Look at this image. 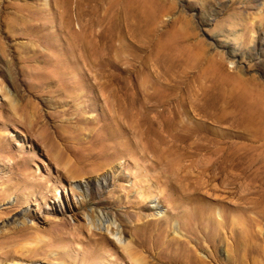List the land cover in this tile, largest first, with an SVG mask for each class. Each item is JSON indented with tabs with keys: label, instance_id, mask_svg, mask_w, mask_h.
I'll use <instances>...</instances> for the list:
<instances>
[{
	"label": "rangeland",
	"instance_id": "1",
	"mask_svg": "<svg viewBox=\"0 0 264 264\" xmlns=\"http://www.w3.org/2000/svg\"><path fill=\"white\" fill-rule=\"evenodd\" d=\"M263 17L264 0H0V264H264ZM160 218L161 244L143 225Z\"/></svg>",
	"mask_w": 264,
	"mask_h": 264
},
{
	"label": "bare ground",
	"instance_id": "2",
	"mask_svg": "<svg viewBox=\"0 0 264 264\" xmlns=\"http://www.w3.org/2000/svg\"><path fill=\"white\" fill-rule=\"evenodd\" d=\"M263 19H264V17H263ZM262 20V19H261ZM80 34H82V31L80 32ZM77 48H78V50L81 52V53H83L84 51H85V41H83V40H80V41H78L77 42ZM155 208L156 209H158V206L156 205L155 206ZM11 210V209H10ZM10 210H7L8 212L10 211ZM159 210V209H158ZM194 215V214H193ZM196 215V214H195ZM210 216H211V214H210ZM199 217V216H198ZM215 217V216H214ZM205 218V217H204ZM104 219H106V218H104ZM196 219V218H195ZM206 219V218H205ZM208 219V223H209V225H211L212 224V222H211V224H210V218H207ZM212 219V218H211ZM197 220V219H196ZM201 220V219H200ZM160 221H161V218L160 219H158L157 220V223H151L150 221L149 222H144V228H147L150 232H151V236H152V238H155L156 240H158V242L161 244V238L164 236V231L163 230H159L158 229V227H160L159 225H160ZM221 221V220H220ZM223 221V220H222ZM165 222L167 223V224H169V221H167L166 219H165ZM197 223V222H196ZM206 224V223H205ZM64 226H67V222H61L60 224H59V226L58 227H54V229H56L57 231L55 232L56 233V235H61V234H63L64 233ZM190 226H192V225H190ZM197 226V225H196ZM218 226H220V223H218ZM161 228V227H160ZM216 228H218L217 226H216ZM36 229L37 228H35V227H32V226H23V227H20V228H16V229H14L11 233H9L7 236H5V242L3 243L5 246H7V245H9V244H12V243H14V242H16L17 240H20V239H22V238H26L27 236H29V234H31L32 232H36ZM52 230H53V228H52ZM78 230V229H77ZM80 230H82V229H80ZM180 230H181V227H180ZM191 230H193L192 228L191 229H189V230H185V231H187V232H190L191 233ZM157 231V232H156ZM77 232V231H76ZM156 232V233H155ZM77 234V233H76ZM59 237H61V236H59ZM59 237H57L58 239H59ZM207 237L209 238V239H213L214 237H213V235H210V236H208L207 235ZM194 238V237H193ZM81 239L79 238V236L78 237H76V239H74V241H80ZM100 240H101V238H100ZM173 240H178L179 242H182L180 239H178V238H175V239H173ZM189 241H190V239H189ZM142 242V241H141ZM55 243H57V241H51V243L49 242V244H50V246H54L55 245ZM143 243V242H142ZM185 243H187V242H185ZM2 244V245H3ZM170 246H172V243H170L169 244ZM61 246V245H60ZM7 247H9V246H7ZM123 248H124V250L126 251V252H128L129 253V255L130 256H132L133 254L130 252V243H126L124 246H123ZM27 249V248H26ZM35 250V249H34ZM2 251L5 253V257L6 258H12V259H17L18 258V256L15 254L16 252H18V251H21V250H18V251H16V252H13L12 251V249H9V248H2ZM53 252H55V254H56V258H55V260H59V259H61L62 260V262H64V263H60L59 262V264H75V263H77L76 262V259H74V260H68V258H66L65 256H66V254H67V252H68V250H52ZM27 258H32V257H34V256H36V255H42V256H44V258H48V256H46L45 257V253L47 252V251H44V252H40V251H32V250H30L29 248L27 249ZM70 252V251H69ZM246 255H247V253H246ZM134 256V255H133ZM132 259H133V261L136 263V264H143V259H142V257H140V256H135L134 258L133 257H131ZM68 262V263H67Z\"/></svg>",
	"mask_w": 264,
	"mask_h": 264
}]
</instances>
